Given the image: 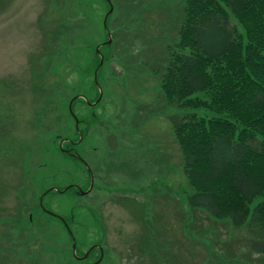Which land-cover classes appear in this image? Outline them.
I'll return each mask as SVG.
<instances>
[{
  "label": "rangeland",
  "instance_id": "1",
  "mask_svg": "<svg viewBox=\"0 0 264 264\" xmlns=\"http://www.w3.org/2000/svg\"><path fill=\"white\" fill-rule=\"evenodd\" d=\"M110 1L113 43L101 47L103 97L93 108L83 99L74 103L86 133L78 150L96 177L93 192L79 197L75 190L57 191L72 183L89 187L86 169L64 156L59 143L78 137L71 100L99 97L94 53L107 41L103 22L110 6L105 0H0V233L10 230L20 264H80L65 226L40 208L52 187L57 190L46 194L44 205L72 221L79 253L104 246L102 264H153L133 252L144 222L159 231L171 264L175 258L177 264H264V255L251 249L253 233L192 211L195 191L170 119L192 111L169 107L158 77L143 65L154 64L158 54L164 61L161 42L148 51L145 38L173 39L180 0L145 5L140 20L122 0ZM122 161L124 173L116 171Z\"/></svg>",
  "mask_w": 264,
  "mask_h": 264
},
{
  "label": "trees",
  "instance_id": "2",
  "mask_svg": "<svg viewBox=\"0 0 264 264\" xmlns=\"http://www.w3.org/2000/svg\"><path fill=\"white\" fill-rule=\"evenodd\" d=\"M120 4H128L133 11L128 15L138 13L139 19L145 5L162 3ZM176 16L172 40L145 38L148 51L161 42L164 61L153 53L154 64L143 65L158 77L169 107L192 111L170 117L184 173L195 191L192 211L253 233L251 249L264 255V0H180ZM199 110L211 116L193 112ZM115 165L124 173V161ZM12 237L0 233V243L9 245L0 244V264H20L10 247ZM168 250L160 245L157 264H171Z\"/></svg>",
  "mask_w": 264,
  "mask_h": 264
},
{
  "label": "flooded vegetation",
  "instance_id": "3",
  "mask_svg": "<svg viewBox=\"0 0 264 264\" xmlns=\"http://www.w3.org/2000/svg\"><path fill=\"white\" fill-rule=\"evenodd\" d=\"M79 125H80V121H79ZM76 130L78 137L76 139L69 136L61 138L59 147L61 145L60 150L64 156L73 160L75 163L82 165L84 169H86L89 176V187L86 190L90 189L92 185L94 189L95 181H96L94 168L92 167L91 163H89L78 150L79 146L84 142L86 138V133L83 132L81 134L79 126L76 128ZM99 168H102L101 165H99ZM116 171L120 172L117 169ZM66 187L75 189V193L77 194V196L85 197L79 191L81 190L82 192H85L83 191L84 188H82L79 184L72 183L67 185ZM43 206H45L44 203L42 204L40 201V208L42 210L44 209ZM64 220L71 227L72 221L68 222L65 218ZM147 223L149 222H146L145 224L146 229H145V233L142 236L141 242L136 246L135 250L133 249V252L135 256H138L140 258L143 257L144 261L149 259L152 260L153 264H157V261L159 260L160 235L158 230H156L155 228H150V226H148ZM62 224L65 226L64 221L62 222ZM0 226L3 227V224H0ZM29 231L33 232L32 230ZM5 232L10 234V230L9 231L6 230ZM154 243H155V247L152 248ZM72 256L73 259L80 264H102L106 256V252L104 246L99 243L93 244L84 253H79L78 245H76V254L72 253ZM122 256H124V253L122 254Z\"/></svg>",
  "mask_w": 264,
  "mask_h": 264
},
{
  "label": "water",
  "instance_id": "4",
  "mask_svg": "<svg viewBox=\"0 0 264 264\" xmlns=\"http://www.w3.org/2000/svg\"><path fill=\"white\" fill-rule=\"evenodd\" d=\"M107 2L110 4V10H109V12L106 14V16H105V18H104V28H105V30H106V32H107V35H108V37H109V40L105 43V44H107V45H111V43H112V36H111V33H110V31H109V29H108V18H109V16H110V14H112L113 13V11H114V7H113V4L110 2V0H107ZM103 45V44H102ZM102 45H100V46H98L97 48H96V54L95 55H101V52H100V48H101V46ZM103 62H104V57L101 55V62H100V65L98 66V68L96 69V71H95V81H96V84L99 86V84H98V80H97V77H98V71H99V69H100V67L103 65ZM99 89H100V99H101V97H102V94H103V92H102V89L99 87ZM78 97H80V96H77V97H75L73 100H72V102H70V105H69V108H70V111L72 112V103H73V101H75ZM84 98V97H83ZM86 99V98H85ZM87 100V99H86ZM72 114H73V112H72ZM74 115V114H73ZM75 118H76V116H75ZM76 120H77V118H76ZM77 123H78V120H77ZM80 158V157H79ZM80 192L82 193V194H84V192H82L81 190H80ZM87 193H89V191L87 192ZM43 199V198H42ZM46 212H48V213H50V214H52L53 215V213H51V212H49L48 210H45ZM68 231H69V233L72 235V237H73V233H72V231L70 230V228L68 227ZM73 240H74V242H73V248H74V253L76 252V243H75V238L73 237Z\"/></svg>",
  "mask_w": 264,
  "mask_h": 264
}]
</instances>
